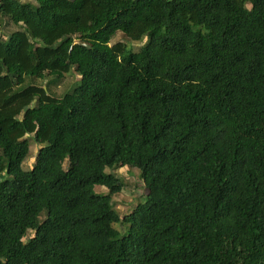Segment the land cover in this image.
<instances>
[{
    "label": "trees",
    "instance_id": "16d2710c",
    "mask_svg": "<svg viewBox=\"0 0 264 264\" xmlns=\"http://www.w3.org/2000/svg\"><path fill=\"white\" fill-rule=\"evenodd\" d=\"M0 264H264V0H0Z\"/></svg>",
    "mask_w": 264,
    "mask_h": 264
},
{
    "label": "rangeland",
    "instance_id": "374dc122",
    "mask_svg": "<svg viewBox=\"0 0 264 264\" xmlns=\"http://www.w3.org/2000/svg\"><path fill=\"white\" fill-rule=\"evenodd\" d=\"M13 29V26H10L9 30L12 31ZM32 40L39 45H43L44 43V41L39 38H33ZM116 40L125 42L129 50L139 52L141 48H143L149 42L150 37L147 35L142 40L134 41L128 39L125 35H123L122 32H119L116 36H114L112 41ZM5 41H7V38ZM65 80L66 81L63 84H60L58 88L54 89L56 92H61L63 90L71 92V90H73L78 83H81L80 75L75 71L74 67L71 68V71L68 73V76ZM35 149L36 146L32 140L29 155V168L32 167V162L35 160ZM108 171H110V169H108ZM116 172L121 177V180L124 183V188L120 195L112 197V201L115 209H117L123 216L128 210H130L131 207L136 206L138 203L144 202L146 200V190L144 188L145 184L141 172L136 166L120 165L118 166ZM95 192L99 196H104L109 192V188L106 185H100L96 187ZM116 227L122 232L121 234L129 229L128 226L126 227V230H123L121 224H117ZM30 236L31 235L26 236L25 240L30 239Z\"/></svg>",
    "mask_w": 264,
    "mask_h": 264
}]
</instances>
